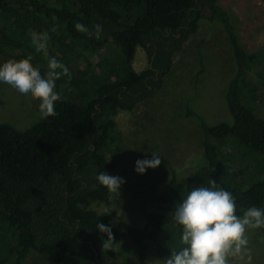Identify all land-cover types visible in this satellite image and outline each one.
I'll return each instance as SVG.
<instances>
[{
	"label": "trees",
	"instance_id": "trees-1",
	"mask_svg": "<svg viewBox=\"0 0 264 264\" xmlns=\"http://www.w3.org/2000/svg\"><path fill=\"white\" fill-rule=\"evenodd\" d=\"M202 20L219 24L228 40L235 66L224 94L230 122L208 125L186 106V116L199 122L203 149L186 184L215 181L234 195L242 214L264 207V117L248 107L264 88V46L246 52L218 0H0V56L31 55L33 67L46 71L30 33L47 32L49 55L71 75L56 81L61 100L54 117L25 129L0 123V264H23L30 253L52 264H148L151 244L160 260L181 247L171 213L190 187L179 189L172 169L161 191L145 196L139 227L116 228L108 214L90 206L107 204L111 196L95 177L116 169L121 136L114 115L132 112L162 88ZM77 22L100 23L102 38L77 32ZM138 48L147 58L140 72L131 67ZM87 55L101 59L92 66ZM83 62L85 68L73 71ZM98 222L111 228V242L96 229Z\"/></svg>",
	"mask_w": 264,
	"mask_h": 264
},
{
	"label": "rangeland",
	"instance_id": "rangeland-1",
	"mask_svg": "<svg viewBox=\"0 0 264 264\" xmlns=\"http://www.w3.org/2000/svg\"><path fill=\"white\" fill-rule=\"evenodd\" d=\"M218 5L231 16L246 52H254L264 46V0H218ZM105 52L108 54L107 50ZM20 59L16 53H11L0 56V63ZM86 59L93 66L101 57L96 55ZM85 67L84 62L79 63L73 71ZM131 67L136 72L147 68V58L141 48L136 50ZM234 70L222 27L202 20L198 32L190 36L173 59V68L164 78L162 88L132 112L119 111L114 115L121 142L116 169L111 176L121 177L125 182L120 186L119 193H110L107 204L95 202L90 209L108 214L110 223L116 228L139 227L143 222L142 203L145 196L161 191L170 180L171 169L176 173L179 189L190 187L186 184L187 179L201 163L203 149L199 122L186 116V106L208 125L230 122L224 106V94ZM40 71L42 74L45 72L43 69ZM258 96L256 106L248 107L264 117V88L260 87ZM40 120L37 102L21 99L13 90L0 85V123L25 129ZM229 146L223 147L224 151H230ZM153 153L161 156L160 165L147 169L143 175L137 174L134 171L135 162L151 159ZM247 235L253 264H264L260 229L251 230ZM2 245L0 239V249ZM147 262H163L156 256L152 244ZM7 264H12V259ZM23 264L52 263L49 258L30 253Z\"/></svg>",
	"mask_w": 264,
	"mask_h": 264
},
{
	"label": "clouds",
	"instance_id": "clouds-1",
	"mask_svg": "<svg viewBox=\"0 0 264 264\" xmlns=\"http://www.w3.org/2000/svg\"><path fill=\"white\" fill-rule=\"evenodd\" d=\"M74 28L89 38H102L103 26L100 23L88 27L77 22ZM56 30V25L50 29L51 32ZM50 39L47 32L30 33V46L35 55L47 60V70L43 74L33 67L31 55L0 63V85L10 88L21 99L37 102L41 119L57 114L56 102L61 100V95L56 90V81L62 76L71 78L68 67L49 55ZM160 157L153 153L151 159H138L134 171L143 175L147 169L157 168L161 163ZM95 180L109 193H119L125 182L104 170L97 173ZM171 222L174 228L179 229L181 247L171 251L162 264H253L247 233L264 229V207L251 206L237 214L234 195L211 180L207 186L189 188L174 205ZM96 229L107 235V241H112L109 226L98 222Z\"/></svg>",
	"mask_w": 264,
	"mask_h": 264
}]
</instances>
